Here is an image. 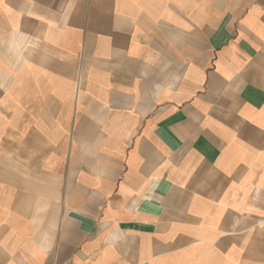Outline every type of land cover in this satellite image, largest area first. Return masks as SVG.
Returning a JSON list of instances; mask_svg holds the SVG:
<instances>
[{
	"label": "crops",
	"instance_id": "crops-1",
	"mask_svg": "<svg viewBox=\"0 0 264 264\" xmlns=\"http://www.w3.org/2000/svg\"><path fill=\"white\" fill-rule=\"evenodd\" d=\"M0 264H264V0H0Z\"/></svg>",
	"mask_w": 264,
	"mask_h": 264
}]
</instances>
